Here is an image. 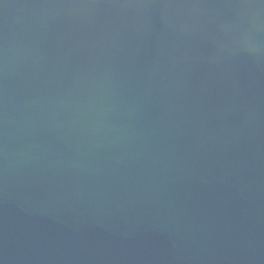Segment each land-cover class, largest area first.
<instances>
[{
    "label": "water",
    "instance_id": "obj_1",
    "mask_svg": "<svg viewBox=\"0 0 264 264\" xmlns=\"http://www.w3.org/2000/svg\"><path fill=\"white\" fill-rule=\"evenodd\" d=\"M0 264H264V0H0Z\"/></svg>",
    "mask_w": 264,
    "mask_h": 264
}]
</instances>
